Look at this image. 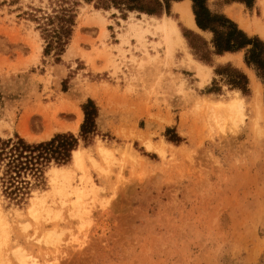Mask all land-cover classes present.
I'll return each mask as SVG.
<instances>
[{
  "label": "rangeland",
  "instance_id": "374dc122",
  "mask_svg": "<svg viewBox=\"0 0 264 264\" xmlns=\"http://www.w3.org/2000/svg\"><path fill=\"white\" fill-rule=\"evenodd\" d=\"M174 2L152 18L81 0L69 43L57 55L45 53L39 28L53 0H0V136L39 142L72 132L84 154L82 166L72 153L66 164L46 165L39 178L24 174L27 187L18 195L0 167L7 242L0 241V255L8 253L1 257L7 264H21L22 253L27 264L28 257L40 264H264V118L256 113L264 80L245 62V50L201 60L190 40L214 49L213 33L186 26ZM235 3L244 18L264 21L259 0L252 7L207 0L211 11L228 17ZM164 16L177 22L185 42L167 41L156 27ZM192 57L208 68L198 72ZM234 69L247 75V92L229 83ZM234 97L243 100V120L227 110ZM89 98L99 116L85 141L80 128ZM80 108L77 130L61 126L76 125ZM25 115L32 138L20 130ZM99 146L110 151L106 158ZM15 247L22 253L13 254Z\"/></svg>",
  "mask_w": 264,
  "mask_h": 264
},
{
  "label": "trees",
  "instance_id": "16d2710c",
  "mask_svg": "<svg viewBox=\"0 0 264 264\" xmlns=\"http://www.w3.org/2000/svg\"><path fill=\"white\" fill-rule=\"evenodd\" d=\"M94 2L96 8L120 9L124 15L126 11H139L150 15L170 12L171 2L180 0H84ZM195 21L203 31L213 33L212 47L203 40L204 47L195 45L190 40L195 54L201 59L210 61L212 54L237 52L245 50V62L254 68L259 78L264 80V40L257 35H250L239 24L224 13L211 11L207 0H191ZM234 1V0H231ZM252 7L255 0H237ZM81 0H53L52 11L41 16L39 28L46 41L45 53L56 50L61 55L69 43L73 33L77 6ZM217 72L223 73V70ZM229 83L234 88L244 92L249 90L247 75L234 69ZM84 121L81 124L80 136L89 141L96 131L99 107L91 98L83 104ZM79 145V136L72 132H60L48 140L29 142L20 135L10 138L0 136V167H4L2 181L12 194L24 193L26 189L24 174L31 173L36 178L42 176L46 165L54 161L59 165L66 164L72 153Z\"/></svg>",
  "mask_w": 264,
  "mask_h": 264
},
{
  "label": "bare ground",
  "instance_id": "6f19581e",
  "mask_svg": "<svg viewBox=\"0 0 264 264\" xmlns=\"http://www.w3.org/2000/svg\"><path fill=\"white\" fill-rule=\"evenodd\" d=\"M260 1V3H261V5H262V9H263V12H264V0H259ZM180 11H181V13H182V15H183V17H184V19H185V21H186V23L188 24V25H190V26H194V27H196L199 31H201L202 32V30L199 28V26L197 25V23L195 22V20H194V18H193V12L190 10V7H189V5L187 4V3H185L184 5H182L180 8ZM227 13H228V15L229 16H231V17H233V18H235L239 23H240V25H241V27H243V28H245V29H247L248 31H252V30H254V31H257V32H260L262 35H264V21H262V20H256L255 21V19H254V21H250V20H248V19H245L242 15H241V13L239 12V10H238V8H237V6H234V5H232L231 7H229V8H227ZM154 16H152V18H153ZM100 21V20H99ZM156 27L157 28H159V29H162L163 31H164V36H165V38L167 39V41L171 44L172 43V38H173V36H175L178 40H179V42H181V41H183L184 39H183V37L181 36V33H180V30H179V28H178V25H177V23L172 19V18H170V17H165V18H163L162 19V21L161 22H159L157 25H156ZM204 33H207V32H204ZM170 50H172L171 49V45H170V49H169V51ZM240 59V58H239ZM195 63H196V68H197V70H198V72H202V69L203 68H205V67H207L205 64H202V63H200V62H197V61H195ZM208 68V67H207ZM201 74V73H200ZM199 74V75H200ZM255 77V75L252 73V77ZM256 89V88H255ZM258 89V88H257ZM241 97V96H240ZM243 98V97H242ZM256 100H257V107H256V110H257V116H258V119H263L264 118V114H263V108H264V103H263V99L261 98V92H260V90L258 89L257 90V92H256ZM223 101V100H222ZM216 103V102H215ZM226 103V102H225ZM243 100L242 99H240V98H238V97H234V98H232V99H230L229 101H228V103H226V105H228V107H227V110H228V112H229V114L230 115H232V117H240L241 118V120H243L244 119V113H243V108H244V106H243ZM219 108V107H218ZM225 108V107H224ZM222 109V108H221ZM78 115H79V118H78V122H77V124L76 125H63V124H61V126H65L66 128H68V129H73V130H77L78 129V127H79V125H80V123H81V121H82V119H83V111L81 110V108L78 110ZM44 116V124H45V126H47L48 128H51L52 126H53V116H51V113L49 114V113H46V114H44L43 115ZM30 123H31V118L29 117V115H25L21 120H20V130H21V132H22V134L24 135V136H27V137H30V138H32V137H34L33 135H31L30 133H29V128H30ZM145 146H147V148L148 149H151L152 147H151V142L149 141V139H148V141H146L145 142ZM153 146V145H152ZM98 152H99V154L100 155H102L103 156V158H106L108 155H109V153H110V151L108 150V148H106L105 146H99V148H98ZM73 157H74V160H75V162H76V164H78L79 166H82L83 165V161H84V154H83V152H82V150L80 149V148H77V149H75L74 151H73ZM58 169H61V168H63V167H57ZM62 182V181H61ZM66 182V181H65ZM54 183V182H53ZM57 183V182H56ZM55 184V183H54ZM62 185V184H61ZM68 186V185H67ZM57 187H59V186H57ZM71 187V186H70ZM60 188V187H59ZM65 188H66V186H65ZM56 189V188H55ZM62 190V189H61ZM57 191V190H56ZM65 191V190H64ZM60 192V191H59ZM58 193V192H57ZM62 193H64V192H62ZM66 193V192H65ZM71 193V192H70ZM74 193L77 195V197L80 199V197L82 196L81 195V191L80 190H78V189H75L74 190ZM60 194V193H59ZM62 195V194H61ZM64 195V194H63ZM66 195V194H65ZM64 195V196H65ZM35 198V197H34ZM42 198V197H41ZM41 198H39V199H41ZM37 199V198H36ZM38 201V200H37ZM76 201V200H75ZM35 202V200L33 201V204H36V203H34ZM79 202V201H78ZM77 202V203H78ZM75 203V202H74ZM77 203H75V207L77 206L76 204ZM45 204V203H44ZM40 205V204H39ZM74 205V204H73ZM79 205H81V203H79ZM42 206V205H41ZM40 206V207H41ZM45 206H46V204H45ZM44 205H43V207H45ZM82 206V205H81ZM80 206V207H81ZM83 206H84V204H83ZM47 207V206H46ZM51 207V206H50ZM85 207V206H84ZM36 208H38V206L36 207V205H35V207H32V210H36ZM47 208H49V206L47 207ZM82 209H83V207H81ZM81 208H79L78 207V211H79V209H80V211L82 210ZM42 208H40V209H37V210H41ZM85 209L87 210L88 208H84L83 209V211L85 212ZM49 210V209H48ZM77 210V209H76ZM75 210V211H76ZM42 211V210H41ZM45 211H47L46 210V208H45ZM79 211V212H80ZM82 211V212H83ZM89 211H90V209H89ZM44 212V211H43ZM77 212V211H76ZM87 212V211H86ZM34 213V212H33ZM45 213H47L48 214V212H45ZM35 214V213H34ZM46 214V215H47ZM79 215L81 214V212L80 213H78ZM89 214H90V212H89ZM39 217H40V211H39ZM37 215V216H38ZM49 215V214H48ZM84 215V214H83ZM37 216H36V218H37ZM43 216V215H42ZM42 216L40 217V218H42ZM82 216V215H81ZM38 217V218H39ZM44 217V216H43ZM37 218V219H38ZM5 217H3V215L1 214V210H0V221L1 222H4L5 221ZM36 219V220H37ZM39 220V219H38ZM7 224V223H6ZM3 225H5V224H3ZM2 228V229H1ZM0 235H1V233H2V230H3V227L1 226L0 227ZM5 229V228H4ZM8 230V229H7ZM1 237H2V239L0 240V241H2L3 239H4V237L1 235ZM0 237V238H1ZM6 239V238H5ZM40 240H42V239H40ZM54 240H55V238H54ZM53 239H52V241H54ZM46 241V240H45ZM47 241H49V240H47ZM46 241V242H47ZM58 241V240H57ZM2 242H6V240L4 241H2ZM2 242H0V251H2L1 250V246H4L5 245V243H4V245H1V243ZM9 242V241H8ZM51 242V241H50ZM50 242H49V244H50ZM59 242V241H58ZM53 243V242H52ZM57 243V242H56ZM45 244H47V243H45ZM53 244H55V243H53ZM6 245H7V242H6ZM47 246H49V245H47ZM55 246H59V245H55ZM5 248H7L6 246H5ZM18 248H19V245H18ZM55 248V247H54ZM57 248V247H56ZM59 248V247H58ZM14 249V248H13ZM13 249H11V250H13ZM20 249H21V246H20ZM17 250V248L15 247V250H13L12 251V253L13 254H15L16 255V253L14 252V251H16ZM21 251V250H20ZM25 251V250H24ZM16 252H19L18 250L16 251ZM26 252V251H25ZM20 253V252H19ZM22 253V252H21ZM20 253V254H21ZM28 253V252H27ZM1 254H3V253H1ZM20 254H17L18 256L20 255ZM29 254V253H28ZM6 255H8V253L7 254H5L4 256L3 255H0V264H7L8 263V260H10L9 258H8V260H6V259H2L1 257H7ZM10 255H12V254H9V256ZM14 255V256H15ZM13 256V257H14ZM18 256H16L17 258H18ZM27 257V255L26 254H21V256H20V259H18L20 262H21V264H27V262H26V258ZM34 257V256H33ZM29 258L30 257H28V264H30V263H32V264H40L38 261L39 260H32L31 261V258H30V261H29ZM56 258V257H55ZM35 259V258H34ZM15 260H17V259H15ZM42 264V263H41Z\"/></svg>",
  "mask_w": 264,
  "mask_h": 264
},
{
  "label": "crops",
  "instance_id": "0c3cea01",
  "mask_svg": "<svg viewBox=\"0 0 264 264\" xmlns=\"http://www.w3.org/2000/svg\"><path fill=\"white\" fill-rule=\"evenodd\" d=\"M185 3H187L188 5H189V7H190V10L193 12V10H192V6H191V0H180V1H175L174 2V9H175V11L177 12V13H179L180 14V16H181V19H182V21L184 22V24L186 25V26H188V27H190V28H193V29H196V30H198L196 27H194V26H190V25H188L187 23H186V21H185V19H184V17H183V15H182V13H181V11H180V7L182 6V5H184ZM232 5H236V3L235 4H231V5H229L228 6V8L229 7H231ZM237 8H238V10H240L239 9V7L237 6ZM240 12V11H239ZM226 13H227V9H226ZM241 13V12H240ZM144 15H147V16H149V17H152V16H154V15H148V14H146V13H143ZM228 14V13H227ZM242 15V14H241ZM243 16V15H242ZM155 17V16H154ZM165 17H170V18H172L171 16H164L163 18H165ZM231 17V16H230ZM244 17V16H243ZM162 18V19H163ZM193 18H194V20H195V16H194V13H193ZM233 18V17H232ZM173 19V18H172ZM233 19H235V18H233ZM246 19V18H245ZM174 20V19H173ZM236 20V19H235ZM175 21V20H174ZM237 21V20H236ZM176 22V21H175ZM196 22V21H195ZM238 22V21H237ZM177 23V22H176ZM239 23V22H238ZM240 24V23H239ZM178 25V24H177ZM241 26V25H240ZM178 28H179V30H180V27H179V25H178ZM243 28V27H242ZM243 29H245V28H243ZM246 31H248L247 29H245ZM199 31V30H198ZM201 32V31H200ZM202 32H204V31H202ZM180 33H181V36L183 37V41L185 42V38H184V36H183V34H182V32H181V30H180ZM261 34V33H260ZM264 36V35H263ZM226 55H234V54H232V53H227ZM225 56V55H224ZM224 56H222V57H224ZM192 60H193V64H194V67L196 68V63H195V61H197V62H200V61H198L197 59H195L194 57H192ZM201 63V62H200ZM203 64V63H202ZM253 73V72H252ZM254 74V73H253ZM255 75V74H254Z\"/></svg>",
  "mask_w": 264,
  "mask_h": 264
}]
</instances>
